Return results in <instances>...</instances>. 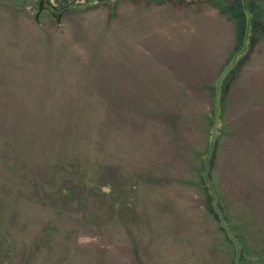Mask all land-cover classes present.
I'll use <instances>...</instances> for the list:
<instances>
[{
	"label": "rangeland",
	"instance_id": "374dc122",
	"mask_svg": "<svg viewBox=\"0 0 264 264\" xmlns=\"http://www.w3.org/2000/svg\"><path fill=\"white\" fill-rule=\"evenodd\" d=\"M16 1L0 0V246L12 234L15 255L0 264H20L41 238L30 264H141L136 248L148 264H234L197 185L214 108L201 86L240 50L229 2L103 0L59 13L51 6L88 0ZM235 80L225 123L242 135L218 140L211 176L241 264H264V147L251 141L264 139L260 28ZM68 156L82 174L65 183ZM28 170L74 195L40 200Z\"/></svg>",
	"mask_w": 264,
	"mask_h": 264
},
{
	"label": "trees",
	"instance_id": "16d2710c",
	"mask_svg": "<svg viewBox=\"0 0 264 264\" xmlns=\"http://www.w3.org/2000/svg\"><path fill=\"white\" fill-rule=\"evenodd\" d=\"M41 1L43 0H39V2ZM100 1H103V0H88L83 5H74L70 3V5L67 4L61 9L60 8L57 9L52 6L51 8H53L55 11H59V13H65L69 10L85 9L88 6L96 4ZM212 1L215 3H219V5L225 2H229V4H226V7H227L226 10L230 11V13L235 18H239V17L241 18L240 21H242L241 22L242 35L241 37L239 35V39H238L240 50L238 51L239 54L237 55V57L233 58L232 62L230 61L229 63L225 64L223 70H221L220 74L214 79L212 84H203L201 86V88L205 89L209 93V95L212 97L214 108H213L212 113L206 116L207 121H209L210 123L203 125V127L205 126L207 127L210 135H209V138L207 139L208 140L207 150L204 154V157L201 155V157H203V160H204V171L200 172L199 174L201 178H203L204 181H203V184L202 182H200L201 184L198 183L197 185H199L201 188L203 187V189L207 191L208 198L209 200H211V203H212L211 209L214 212L220 224L221 229L226 234L233 248H235V253L237 256H236L234 264H241L242 256L239 252L240 250L239 237L238 235L235 234V231L232 227L231 219L228 216V213L226 212V208L222 203L223 199H221L220 195H218L219 194V191L217 188L218 185L214 181V178L211 176V173L213 170L212 168L213 158H214L215 152L217 151L219 147L218 140L221 137L234 139L242 135L241 127L239 128V126L237 125L235 126L230 125L228 127L227 123H225V119H226V115H227V111L229 107L230 93L232 92L235 86L236 74L239 71L240 67L245 63V59L248 57V54H249L250 46L252 47L254 44L255 30L260 28L264 33V19H263V22H261L260 24L258 23V21H256L257 19L264 17L263 16L264 8L263 9L260 8V6L264 4V0H212ZM26 2L29 3L31 2V0L30 1L26 0ZM33 4H36V3H33ZM240 9H242V11H239ZM168 119H169L170 126L174 127L173 121L170 118V116ZM251 141H252L253 149L256 148L257 146H259V149H262L264 147V139L259 137L258 134L252 137ZM65 157L62 158V161L67 160V159L71 161L65 162V163H62V161L58 162V164L61 167L67 170V171L62 170L59 173L67 172L68 180L65 183L67 182L70 183V182L76 181L79 178V176L82 174V172H81V169L78 168V164H79L78 161H76L73 158H69V156L67 159ZM259 160H261L260 162H262L263 158L262 159L257 158L258 162ZM263 168L264 166L262 167V170ZM258 173H259V176L263 174V172L260 170L258 171ZM36 174L37 172L35 171L32 172V170H28L27 176L25 177L32 175L33 178L32 180H29V182L27 181V184L25 185L31 187V193L35 196H39L40 200L49 201V199L55 198V194L58 197V194H61V193L62 195H68L69 197H72L74 195L73 194L74 189L72 188L71 189L69 188L68 193H66L64 189L60 190L59 186H57L54 183L53 177H51L47 173L39 174L38 177L40 178L36 177L37 180L35 178ZM141 179L143 178L141 177ZM250 184L255 185L256 182H251ZM29 187H27L28 190H29ZM93 191L95 190L93 189L92 192ZM48 203L53 204L50 201ZM0 215H2L1 212H0ZM131 217H132V214L130 212V214H127V218L129 219ZM1 218L2 217H0V220ZM50 228L51 227L45 226L44 229H46V232H49L48 230H50ZM4 236L6 237H3V240H1L2 247L0 246V254L2 255L3 259L6 260L7 258L8 259L11 258L10 255H14L9 250V248L13 247L12 242H14V238H12V234H9L8 232H6ZM40 241L42 242H37L35 246L32 248L28 247V245H24L21 248L18 254V257L20 258V264L32 263V260L34 259V256L36 255L35 253L40 252L39 245L44 243V238H41ZM136 245H139V244H136ZM135 251L137 252L138 255L139 254L141 255L142 253L140 248H136ZM5 255H8V256H5ZM140 255H139L138 261H140L141 264H148L142 261V258H140Z\"/></svg>",
	"mask_w": 264,
	"mask_h": 264
}]
</instances>
